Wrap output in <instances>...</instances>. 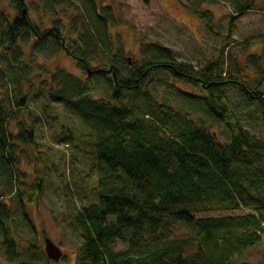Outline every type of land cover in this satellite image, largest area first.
Instances as JSON below:
<instances>
[{
    "label": "trees",
    "instance_id": "1",
    "mask_svg": "<svg viewBox=\"0 0 264 264\" xmlns=\"http://www.w3.org/2000/svg\"><path fill=\"white\" fill-rule=\"evenodd\" d=\"M41 1L52 15L73 4L81 14L70 21L65 11L53 27L42 29L27 15L25 0H12V17L0 10V66L3 61L14 71L10 75L15 88L7 98L2 96L1 89L9 82L7 69L0 67V169L12 174L16 141L35 144L34 129L27 124L21 122L15 135L8 129L9 106L28 103L22 76L13 74L23 75L27 67L23 43L34 37L35 54L66 50L79 67L87 69L88 83L60 69L57 78L62 80L63 93L52 88L49 92L52 101L75 111L96 131L88 140L96 159L90 173L96 177L92 187L96 201L83 206L75 217L82 236L77 264H264V254L259 263L232 260L264 236V141L235 120L228 96V90L235 88L264 111L261 56L248 55L244 62L261 75L257 91L238 76L243 69L237 67L238 58L228 73L220 59L196 69L179 62L173 49L150 43L141 48L143 60L132 62L118 50L111 32L116 20L112 6L104 7L97 0ZM219 1L230 3L237 16L256 9V0ZM201 14L208 19V12ZM235 18H230L231 32ZM208 26L212 31L210 22ZM258 41L264 43V37ZM250 43L246 41L244 47ZM159 70L168 74L166 87L173 88L185 104L226 125L228 142L150 92L147 80ZM33 96H38L37 91ZM133 101L143 102L146 109L136 112ZM40 186V182L34 185L35 193ZM238 210L247 212L233 213ZM212 212L232 213L200 215ZM14 223L13 210L0 193L3 254L12 262L21 254Z\"/></svg>",
    "mask_w": 264,
    "mask_h": 264
},
{
    "label": "rangeland",
    "instance_id": "2",
    "mask_svg": "<svg viewBox=\"0 0 264 264\" xmlns=\"http://www.w3.org/2000/svg\"><path fill=\"white\" fill-rule=\"evenodd\" d=\"M27 15L42 29L53 27V22L66 11L68 19L78 18L77 4L59 8L58 14L45 12L41 0H25ZM104 7L112 6L116 20L111 24V32L116 36L118 50L131 61L140 62L142 46L150 43L173 49L179 62L201 69L209 62L220 59L224 71L231 69L239 59L242 67L238 76L249 81L250 88L257 91L258 69L254 65L244 66L246 56H261L264 66V0H256V9L244 16H237L230 3L215 0H97ZM80 7V6H79ZM81 8V7H80ZM0 10L12 17V0H0ZM61 12V13H60ZM208 12V19L201 17ZM201 14V15H199ZM236 15L235 28L230 30V18ZM69 21V20H68ZM212 26L209 29L208 22ZM66 25V20L65 23ZM69 28V27H68ZM68 37V36H67ZM230 41V42H229ZM246 41H251L244 47ZM34 37L23 43L27 67L13 76H22L23 93L28 96L27 106L16 103L9 106L8 129L14 135L19 132L23 122L34 129V146L16 141L12 151V174L0 169V193L12 210L15 218L14 228L20 242V258L9 261L3 254L0 234V264H77L82 236L75 226V217L81 208L96 201L92 192L95 176L91 169L95 165L93 144H89L90 133H96L83 119L64 104L52 101L51 88L62 94L64 87L58 81L59 70L73 73L88 83L87 69L79 67L78 60L62 50L55 55L34 53ZM20 44L21 41H20ZM120 48V49H119ZM9 85L1 93L7 98L10 91L15 92L12 77L7 65ZM30 65V67H28ZM6 66V67H5ZM244 66V67H243ZM9 70V71H8ZM234 70V69H232ZM228 73V72H227ZM168 74L159 70L151 75L146 86L150 92L174 104L192 115L200 123H205L224 142L230 140V132L222 122L197 112L188 106L171 87H166ZM84 81V82H85ZM185 90H192L186 83L173 81ZM166 87V88H165ZM264 90V84L261 86ZM260 90V88H259ZM37 91L38 96L33 94ZM160 96V97H159ZM231 108L236 121L264 141V111L257 103H248L235 88L228 90ZM136 112L141 113L146 105L133 101ZM204 121V122H203ZM73 135V137H72ZM1 167V165H0ZM40 182L41 188L35 193L34 185ZM37 191V190H36ZM32 198V199H31ZM31 200V201H30ZM247 210L233 213L243 214ZM27 214V216L25 215ZM232 212L201 213V216L228 215ZM51 239L61 248L64 256L59 261L51 260L45 251V239ZM30 250H32L30 252ZM264 236L261 242L247 250L233 255L235 263L263 261Z\"/></svg>",
    "mask_w": 264,
    "mask_h": 264
},
{
    "label": "water",
    "instance_id": "3",
    "mask_svg": "<svg viewBox=\"0 0 264 264\" xmlns=\"http://www.w3.org/2000/svg\"><path fill=\"white\" fill-rule=\"evenodd\" d=\"M105 1V0H101ZM215 134H217L215 132ZM45 251L48 257L53 261H59L63 258L64 253L59 246H57L51 239H45Z\"/></svg>",
    "mask_w": 264,
    "mask_h": 264
},
{
    "label": "flooded vegetation",
    "instance_id": "4",
    "mask_svg": "<svg viewBox=\"0 0 264 264\" xmlns=\"http://www.w3.org/2000/svg\"><path fill=\"white\" fill-rule=\"evenodd\" d=\"M27 4H26V2H25V6H26ZM27 10V9H26Z\"/></svg>",
    "mask_w": 264,
    "mask_h": 264
}]
</instances>
